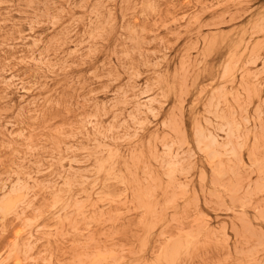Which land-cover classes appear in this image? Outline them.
Returning a JSON list of instances; mask_svg holds the SVG:
<instances>
[{"label":"rangeland","instance_id":"rangeland-1","mask_svg":"<svg viewBox=\"0 0 264 264\" xmlns=\"http://www.w3.org/2000/svg\"><path fill=\"white\" fill-rule=\"evenodd\" d=\"M25 263L264 264V0H0Z\"/></svg>","mask_w":264,"mask_h":264},{"label":"bare ground","instance_id":"bare-ground-1","mask_svg":"<svg viewBox=\"0 0 264 264\" xmlns=\"http://www.w3.org/2000/svg\"><path fill=\"white\" fill-rule=\"evenodd\" d=\"M219 121V120H218ZM198 128V127H197ZM202 130V129H201ZM204 141V140H203ZM202 143V142H201ZM214 144V143H213ZM208 151V150H207ZM207 158V157H206ZM205 162V161H204ZM10 191V190H9ZM25 191V190H24ZM173 213V212H172ZM21 229V228H20ZM20 233V232H19ZM190 251V250H189ZM182 259V257H181ZM190 259V258H189ZM26 264V263H25ZM162 264V263H161ZM165 264V263H164Z\"/></svg>","mask_w":264,"mask_h":264}]
</instances>
